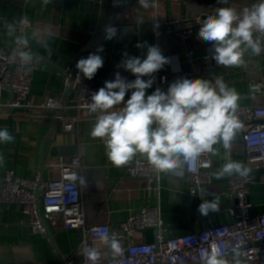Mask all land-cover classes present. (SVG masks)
<instances>
[{
  "label": "crops",
  "instance_id": "crops-1",
  "mask_svg": "<svg viewBox=\"0 0 264 264\" xmlns=\"http://www.w3.org/2000/svg\"><path fill=\"white\" fill-rule=\"evenodd\" d=\"M228 6L241 11L250 4L249 0H230ZM218 7H227V4L220 3L218 0H209L208 4L192 0H149V7L145 8L138 3V0H114L113 3L106 4L104 21L107 23L115 10H125L129 17L122 20L123 24L133 26L138 36V43L147 42V45H158L161 48L169 62L159 73L174 81L176 74L187 68L185 50L188 47L194 49L197 58L212 56V50L210 43L198 39L200 27L193 30L187 44H183L176 37L165 33L166 22L192 18L200 13L208 16ZM19 8L22 10L24 19L42 20L34 23V34L54 51L42 49L40 52L65 69V72H62L40 59L38 69L33 74L32 100L36 105H40L51 96L62 99L67 90L64 81L67 72H71L72 68L70 61L59 54L77 56L82 53L84 46L78 42L77 38L79 34L89 32L95 27L99 10H101L100 4L98 0H49L48 3H45V0H0V48H12L15 45L14 37L7 35L4 24L5 22L14 23L17 29ZM156 21L161 31L158 36H155L153 32ZM24 34L28 40H31L28 27L24 29ZM97 44L98 48L103 46L104 50L99 54L104 60L103 67H107L111 59L114 38L100 39ZM96 50L97 45L90 53H95ZM136 52L135 56L144 58L147 48H137ZM245 59L246 64L242 67H224L217 65L214 61V65L207 72L193 79H209L214 82L217 77H220L228 87L235 88L240 94L238 107L264 106V96H253L251 91L253 82L261 81L264 84V77L256 78L261 68H264V61L260 55H246ZM251 64H258V70L251 68ZM125 72L124 77L128 80L135 78L130 72ZM82 80L83 78L80 77L73 82L71 92L65 100V106L71 107L76 102L78 86ZM153 91L149 88L147 94ZM4 94V98L9 99L10 94L8 92ZM129 94L131 95L130 92ZM121 106L113 110H118ZM29 112V115L18 112L19 116L14 117L13 132L20 135L19 148L17 152L13 149L0 151V157H3L0 163V180L4 179L8 171L15 169L16 175L21 177L32 178L36 171H40L44 179L55 178L57 171L50 168L47 163L59 157L49 156L51 146L76 145L75 156L80 157L84 180L82 201H84L86 227L106 223L110 226L113 235L119 234L122 232V223L131 214H136L143 206L152 204L159 206L162 234L165 238L171 239L186 233L200 232L205 228L232 221L230 209L235 201L225 195L228 190V176H221L219 172L229 158L231 159L234 155H243L245 152L243 141L238 137L241 131L245 132L250 128L251 123L247 122L237 131L235 136L238 137L231 142L230 150H225L222 144L214 145L216 149L212 170L214 182L203 188L208 194L199 196L197 205L193 209L191 186L184 172L182 175L165 173L159 183L158 192H155L147 190L142 182L126 178L127 166L137 157H143L137 156L121 168L110 163L104 143L90 136L96 118L101 113L90 115L87 111L74 132H62L59 121L53 129L54 120L49 118L51 114L49 111L37 107L30 109ZM64 113V116L68 117L74 115L75 111L67 108ZM38 114L42 117H34ZM4 128L11 130L8 117L0 110V129ZM16 143V139L13 138L2 144L16 147ZM235 161L243 164L242 160ZM248 167L261 168L250 165ZM214 198L220 203L219 211L209 213L207 216L201 215L198 206L202 200ZM248 199L252 204V214L264 212V173L256 176ZM28 218L21 206L0 202V264H64V261L69 258L78 261L83 259V249L80 246L82 236L79 230L64 228L60 220H57L55 225L48 223L57 246L56 250L46 233L33 232L28 225ZM134 238L137 243H152L155 241L156 232L153 229L141 230L136 232ZM127 242V240L119 241L120 245ZM97 247L106 255L112 256V251L105 243H98Z\"/></svg>",
  "mask_w": 264,
  "mask_h": 264
},
{
  "label": "built area",
  "instance_id": "built-area-1",
  "mask_svg": "<svg viewBox=\"0 0 264 264\" xmlns=\"http://www.w3.org/2000/svg\"><path fill=\"white\" fill-rule=\"evenodd\" d=\"M98 3L100 4L101 0H98ZM151 4H156V2H151ZM128 17L125 10L117 9L107 22V26L111 25L118 30L119 25L123 24L122 20ZM206 17L207 15L200 13L192 18L168 21L165 24V33L187 44L192 31L199 28ZM153 32L155 36L161 34L158 21L153 27ZM18 35L26 37L23 28L20 29ZM104 38L103 30L101 40ZM23 50L31 52L30 44ZM39 61V59H33L31 63L24 64L17 54L16 43L12 48H0V110L7 117H16L19 116L18 112L38 107L49 111L51 113L49 118L52 120L58 119L62 132H74L84 113L88 111L92 93L99 87L90 85L89 80L83 78L78 86L76 102L71 107H64V111L72 108L75 114L66 117L63 111V114L57 117L62 105L61 98L51 96L46 98L42 104L36 105L31 97L33 74L38 69ZM185 61L187 68L179 71L175 80L193 79L204 74L214 65L212 56L197 58L194 49L189 47L185 50ZM148 78L144 77L145 80ZM153 78L154 83L151 88H159L163 91L175 81H171L159 72L154 73ZM70 82L71 75L67 74L64 81L66 88ZM251 91L253 96H264L263 82H253ZM4 92L10 94L9 99L4 98ZM29 113L25 112L26 115ZM237 116L240 121L251 123L250 128L243 134L242 140L247 153V165L264 168V123H253L256 120H264V106H239ZM34 117L40 118L42 115L38 114ZM47 165L57 171V177L44 179L42 173L36 171L32 178H26L17 176L13 171H8L1 186L0 202L21 206L23 212L29 217V227L35 233H46L44 223L55 225L57 220H60L66 229L79 230L82 236L80 244L82 249L95 248L98 250L99 257L96 264L201 263V256L205 253L216 251L225 257L236 250H240L241 264H264V212L252 214V204L248 199L250 191L248 184L252 182V176L227 175L228 190L225 195L235 201L230 209L231 222L170 239L162 234V220L158 204L143 206L138 213L131 214L122 223V232L116 235L112 234L110 226L106 223L86 227L84 201H82L84 180L80 157L54 158L48 161ZM127 168V179L142 182L147 190L158 192L159 183L165 173H157L147 163L146 158L137 157ZM212 170L213 154L204 153L188 162L184 173L190 184L199 185L212 182ZM190 186V194L193 196L195 188ZM202 193L203 189L201 195ZM155 227L159 228V232L154 242L137 243L134 241L136 232ZM103 235L113 236L118 241L127 240L126 244L121 245L123 254L117 256L112 252V256H108L99 249L97 244L104 243L101 239ZM64 264H89V262L84 257L81 261L69 258L64 261Z\"/></svg>",
  "mask_w": 264,
  "mask_h": 264
},
{
  "label": "clouds",
  "instance_id": "clouds-1",
  "mask_svg": "<svg viewBox=\"0 0 264 264\" xmlns=\"http://www.w3.org/2000/svg\"><path fill=\"white\" fill-rule=\"evenodd\" d=\"M49 0H45L48 3ZM227 3V0H219ZM142 7H149V0H138ZM7 35L14 37L17 54L24 64L34 59L28 48L26 37L16 35L14 23L5 22ZM105 39L116 37L117 29L111 25L104 28ZM264 0H255L241 11L235 8L218 7L203 20L197 37L211 44L212 59L224 67H242L246 55L264 54ZM137 48H147L146 57L130 56L125 52L124 59L117 65L135 76L134 80L122 77L116 72L114 79L104 82V86L92 93L88 104L90 113H101L91 129L90 136L100 139L106 148L110 163L121 168L137 156L146 158L147 163L157 173L182 175L185 165L204 153L216 154L214 145L222 144L230 150L235 134L241 128L237 116L240 94L230 88L220 77L209 79L180 78L169 84L167 91L159 88L151 94L147 90L154 83L153 74L159 72L168 58L158 45L138 43ZM95 53L80 58L76 68L84 78L91 80L103 67L104 60ZM144 77H149L144 79ZM131 93L125 101V96ZM122 105V106H121ZM117 106H121L116 109ZM13 139L11 132L0 129V143ZM3 157H0L2 163ZM248 174L247 166L228 159L221 167L219 175ZM201 194V193H199ZM207 195V190H203ZM218 199L202 200L198 206L201 215L219 211ZM102 241L114 255H122L119 241L103 235ZM83 255L89 264H96L97 249L85 248ZM201 264H241L238 257L231 260L216 251L201 256Z\"/></svg>",
  "mask_w": 264,
  "mask_h": 264
},
{
  "label": "water",
  "instance_id": "water-1",
  "mask_svg": "<svg viewBox=\"0 0 264 264\" xmlns=\"http://www.w3.org/2000/svg\"><path fill=\"white\" fill-rule=\"evenodd\" d=\"M124 1H128V0H124ZM192 1H197L198 3L208 4L209 0H192ZM113 2H114V0H101V3H100V9L101 10H99L98 21H97L95 27H93L89 32L79 34V38H77V40L79 43H81L84 46V49H83L81 54H79L77 56H69V55H63V54L57 53L59 55H62V57L66 58L67 60H69L71 63V68H72L71 72H67L68 74L71 75V82H70V85L68 86L67 90L65 91L63 98L61 99L62 105H61V109L58 111L59 114H57V117H60L63 114L65 102H66L65 100L68 97V94H70V92H71L73 82L80 77L84 78L83 75L78 72V70L76 68V63L80 58L87 57L90 54V52L93 50V48L96 45H98L97 43L101 39L102 32H103L104 28L107 26V23H105V21H104L106 4L107 3H113ZM254 2H255V0H249L250 5ZM229 3H230V0H227V3H226L227 7H228ZM19 9H20V13L18 14V17H17V24H18L17 25V32L19 33L21 27L23 29H26V27L29 28L30 37H31V40H29V42H30L29 44H30L31 52L34 54V59L35 60L36 59H39V60L43 59V60L47 61L50 65L56 67L58 70L65 72L64 68H61L60 66L55 64L52 60H49L46 56H44L40 52L42 49L52 50L47 45H45L40 40L39 37H37L34 34V30H33L34 25H35L34 23L37 21H42V20L33 19V18L24 19L22 17V10H21V8H19ZM21 24H22V26H21ZM137 44H138V36L135 33L133 26L128 25V24L119 25L116 37H114V45H113V50H112L109 65L107 67H101L97 71L94 78L89 80V84L92 86H95V87H99V88L103 87L105 81L114 79V75L117 71L120 72L122 77H124L126 74L125 70L121 69V68H117V65L120 64V62L124 59L123 54L125 52L130 51L129 54L131 56H135L137 54V52H136V50H137L136 45ZM52 51H54V50H52ZM260 56L264 61V54H262ZM258 66H259L258 64H251L250 65L251 68L253 67V69H256V70H258ZM262 77H264V68H261L260 73H259L258 77H256V78H262ZM152 89L155 90V88H152ZM129 97H130V94L128 93L125 96V101ZM28 111L29 110H26L25 112L29 113ZM9 113L11 114L12 112L10 111ZM88 113L90 115L91 114L94 115L93 113H90L89 110H88ZM8 119L10 122V129H11L9 131L11 132L13 138L16 139L17 143H16V147L15 146H4L2 143H0V151L3 149H13L15 152H17V150L19 148L18 144H19V140H20V135L17 134L16 132H13V130H14L13 129L14 117L9 116ZM57 122H58V119L57 118L54 119L53 129H55ZM240 122H241L242 126H244L247 123L245 121H240ZM262 122H264V120L263 121L262 120H256L253 123L257 124V123H262ZM244 133L245 132L241 131V133L239 134V137L235 136L234 139L238 137L239 139L243 140V137H244L243 134ZM75 154H76V145H74V144H71V145H53V146H51L50 151H49V156H51V157H73V156H75ZM246 158H247L246 151L243 153V155H239V156L234 155L231 157L232 160H242L243 164L247 166V169H248L247 175L253 177L252 182L248 184V187L251 191L253 188L256 176L259 175V173L260 174L264 173V168H249L247 165ZM13 172L16 174V169ZM237 175H239V174H237ZM212 182H214V180H212ZM2 184H3V180H0V186H2ZM209 184L210 183H202L199 185L190 184L195 188V193L193 195V205H192L193 209L197 205V201H198L199 196H201V194H199V193H201V190ZM0 190H1V188H0ZM44 227H45V232H46L47 236L49 237L51 244L57 250L55 240H54L53 236L51 235L49 227L46 223H44ZM152 229L156 232V235H157L159 232V228L155 227ZM189 230L191 231L192 228L190 227ZM239 252H240V250H236L233 253H231L230 255L225 256V257L228 259L231 257H238L239 258ZM155 264H167V263H155ZM190 264H201V263H190Z\"/></svg>",
  "mask_w": 264,
  "mask_h": 264
}]
</instances>
